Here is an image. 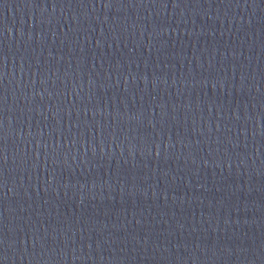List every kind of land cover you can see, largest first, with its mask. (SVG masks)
<instances>
[{"label":"water","instance_id":"1","mask_svg":"<svg viewBox=\"0 0 264 264\" xmlns=\"http://www.w3.org/2000/svg\"><path fill=\"white\" fill-rule=\"evenodd\" d=\"M0 264H264V0H0Z\"/></svg>","mask_w":264,"mask_h":264}]
</instances>
